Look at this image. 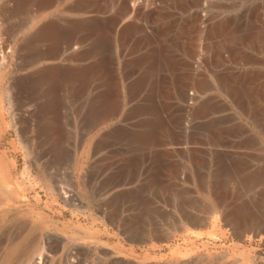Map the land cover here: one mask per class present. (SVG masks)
Returning a JSON list of instances; mask_svg holds the SVG:
<instances>
[{
  "label": "rangeland",
  "instance_id": "374dc122",
  "mask_svg": "<svg viewBox=\"0 0 264 264\" xmlns=\"http://www.w3.org/2000/svg\"><path fill=\"white\" fill-rule=\"evenodd\" d=\"M20 1L0 0V185L5 190L0 216L16 213L18 219L7 233L11 237L33 233L37 241L25 258L13 259L10 264H33L46 254V264H264V230L241 224L238 228L229 220L234 215L264 223V87L254 94L238 86L239 98L251 110L249 115L217 85H207L217 77L226 82L233 73L242 71L264 79V0H202L198 7L203 12L202 24L227 20L235 27L236 38L231 42L227 30L218 33L223 29H217L211 33L213 38L211 34L207 37L211 43L199 47L202 51L196 50L195 59L188 57L189 73L195 74H190L187 85L198 99L185 102L171 97V81L185 74L174 60L187 57L180 49H172L170 54L161 55L158 69L159 84L170 93L164 101L171 106L159 110L162 115H113L107 121L92 107L101 89L111 88L108 93L113 97L115 84L116 89L124 86L117 71H110L106 82L90 77V82L81 83L71 80L68 70L74 66L73 70L82 69L100 56V63L106 66V58L113 53L111 44L103 41L100 49L92 48L93 55L80 61L66 52L57 58H44L40 55L43 44H36L34 50L29 46V51L21 44L41 25L63 24L81 14L67 10L71 0H54L50 8L39 10L30 3L24 8ZM127 1L136 9L139 4L137 10L141 12L127 14L121 23L130 27L138 23L136 26H144V31L152 28V15L149 21L142 20L138 14L143 11L153 15L165 11L182 17L191 8L188 0ZM177 3L187 7H178ZM109 8L104 15L115 22L119 8ZM184 37L180 44H191L187 39L190 36ZM136 39L134 45L143 48ZM89 42L87 34L80 35L74 50L87 47ZM192 49L193 43L189 52ZM57 65L68 72L61 75L59 84L50 88L38 84V72ZM76 84L82 92L75 91ZM252 96L263 102L258 105ZM251 100L257 104L253 106ZM202 101H210L208 112L198 109ZM148 117L163 132L158 129L159 136L150 145L136 140L133 132H142L149 124ZM108 131L112 137L109 142L95 146ZM159 141L163 144H157ZM138 144L148 147L143 149ZM213 184L218 186L216 197L207 192ZM8 234L0 233V262L13 240L4 241Z\"/></svg>",
  "mask_w": 264,
  "mask_h": 264
},
{
  "label": "bare ground",
  "instance_id": "6f19581e",
  "mask_svg": "<svg viewBox=\"0 0 264 264\" xmlns=\"http://www.w3.org/2000/svg\"><path fill=\"white\" fill-rule=\"evenodd\" d=\"M22 1H23V3H21V4L23 6L24 5L26 6L24 8H27L28 7V4L30 3L29 5L31 7H32L31 4H33L39 10V9H43V8H47V7L51 6V4H52V2L54 0H22ZM15 2H16V0H15ZM180 3H182V2H180ZM188 3L191 6V8L189 7L187 9V12H186L187 15L186 16H182V17L179 16V14H171V13H168V12H165V11L164 12H156L157 10L155 11L156 14H154V15L152 13H148V12H147L148 14H146L145 13L146 11H143L141 14H138V15H140V18L142 20L143 19L144 20L146 19V21L148 20L147 18L149 17V14L152 15L151 19H149V20H151L150 21L151 24L150 23L149 24L152 26V28L150 29L147 26H145L150 31H146L147 29L144 31L143 29H141V28H144V26L143 27L136 26V25H138V23L135 26L133 25L134 27H130V26L126 25V24L121 23L122 22V19L124 17H126L127 14H135L138 11L137 9L140 8L139 4L137 5L139 8L136 6L137 7V9H136L135 8V5L133 6L132 3L131 2H128L127 0H71L70 4L67 7V10L81 14L79 17H77L75 19L68 20V22L63 23V24H60V23H57L56 22V23H47V24L41 25L35 32H33V34H31L30 36H28L22 42L21 47L24 46V47L28 48L30 46V48L31 49L33 48V50H34V48H36V46H38L39 44H43L45 46L43 47V49L41 51L40 50L39 51H40V55H43L44 58H47V59L57 58L62 53H65L66 52V54L69 53V56H70L71 59H74L75 61L76 60L80 61V60L88 59L90 57V54L93 55V53L90 52L91 49L92 48L93 49H100V48H98L99 44L102 43L103 41H106V43L108 42V43L111 44V49L113 50V53L111 55V58L108 59V57L106 58L104 56V58H106V60L108 62V65L106 64L107 63L106 60H105V63H104L106 66H104V65H102L100 63V60H103L102 59L103 56L102 57L100 56L99 58H101V59L95 58L94 61H92V62L90 61L91 63L89 65L86 64L88 66H86L84 64L85 67L83 65L84 68L81 67L82 69H79V70L78 69L77 70L75 69V70H73L75 68V66H74L73 68H70L71 71L68 70V72H70L69 75H68V76H70L69 78H71V80H72V78L77 79L81 83L87 82L90 77H96V78H99V80L101 79L102 82H106L107 78L110 75V71H114V72L117 71L118 75H120V77H121L120 80H122V82H125L124 83V86H122L121 88H118L117 87V89H116V84H115L114 87H115L116 90L113 89L114 90L113 91L114 92L113 97L108 93V90L109 89H110V92H111V88H109L108 90L106 89L107 87H105V90L104 89L103 90L101 89V91H103L101 94L97 92L100 95L97 98L96 102L94 101V105L92 107V109H94V112H96L99 115L98 117H100L101 115H104V119L106 121H107V119L109 120V118L111 116H113V115H136V116L137 115H143V116L144 115H159V114L162 115L161 111H159V110L163 109L164 107H166V105L169 104V103L166 104L165 103L166 101H164V100L167 99V98L169 99V94L170 93H171V97L172 98H174V99L177 98L178 100H182V101H185V102H189V100H196V99H198V95L196 94V92H192L191 90L189 91V88H190L189 87V84L187 85V81L189 80V78H191L190 77V74H192V73H189L191 63H190V61H188V57H189V60H191L193 57L195 59V56L194 55H196L195 54L196 50L199 47H201V49H202L203 44L204 45L205 44H209L208 42H210V41L207 42V40H209V38H207V37H209L210 34L213 31H215L217 29H219V30L220 29H223V30H220L218 33H220L221 31L227 30L226 31L227 33H225V34L229 35L227 37L231 38L230 39L231 42H233L235 40V38H236V35H235V27H233L230 24V22L227 21V20H222L221 19V20L217 21V23H215V22L214 23H211L210 22V24H204V25L202 24L203 22L201 21V18L203 17V15H202L203 12L201 13L200 10L198 9V7H200L202 5V0H188ZM16 4H18V2ZM184 4L183 5L181 4V5L182 6H185V8H186L187 6L184 5ZM112 5H114L117 8H119V10L117 11V14H116V18H115L116 21L115 22L114 21H110V17H107V16L104 15L106 13L107 9L109 7H111ZM180 6L178 4V7H180ZM31 7H30V9H31ZM16 8H17V6H16ZM164 8L165 7H162V9H164ZM109 9H111V8H109ZM22 10L25 11L24 9H22ZM20 11H21V9H20ZM138 12L140 13L141 11H138ZM110 14H112V13H110ZM136 19H135V21H136ZM231 22H233V21H231ZM144 25H146V24H144ZM84 34H87L88 37L90 38V42H89L90 44H88L87 47L84 46L82 48H79L77 50H74V48H75L74 47L75 42L80 38V35H84ZM184 35H185V37L189 35L190 37L189 38L186 37V38L187 39H190L189 42H191V44L193 43V49L190 52H189L190 46H191L190 43H188L190 45H188V44L186 45L185 43H183V45L180 44V41L183 42L182 40H180L181 39V36H184ZM213 35L214 34H211V37ZM136 38L139 41L142 42L143 48H138L139 46L136 47V44L137 43L134 45V43H135L134 40ZM100 39H101V41H100ZM225 39H227V38H225ZM185 41H187V40H185ZM213 42H214V40H213ZM226 44H225V46H226ZM33 45L34 46L36 45V46L33 47ZM237 45H238V43H237ZM239 45H240V43H239ZM39 46H41V45H39ZM211 46L212 45L208 46V48L211 47ZM234 47H235V45L232 48H234ZM103 48H105V47H103ZM236 48H238V47H236ZM172 49H180V53L187 55V57L185 56L182 59L181 58H176L174 60V63L177 66H181L180 69L184 68L185 74H181L180 73V76L181 77H176V80H174L173 82L171 81V88H172V90H173L174 93L172 94V92L169 91L170 93L168 94V93H166L167 91L165 92V90L164 91L162 90V83L159 84V78L158 77L160 75H159V72L158 71H160V70H158V69L161 67L160 64H159V61L161 59V55L164 56V55L170 54V52L172 51ZM229 49H230V46H229ZM229 49H228V51H229ZM28 50L30 51L29 48H28ZM208 50L209 49H207V51ZM101 51H102V49L100 51H97V52L100 54ZM207 51H206V53H207ZM104 52H106V51H104ZM197 52L199 53V51H197ZM38 53H36V55ZM26 54H28V53H26ZM130 55H132V56H130ZM174 55H173L174 57H177L176 54H174ZM217 56H219V55H217ZM231 57H232V55H231ZM3 58H5V57H3ZM217 58H219V57H217ZM217 58H215L216 59V62L218 60ZM170 62L171 61H169V63ZM214 62H215V60H214ZM225 62H226V60H225ZM171 63H173V62H171ZM217 63H221V61L219 60ZM111 66H113V70H112V67ZM170 66H172V64ZM187 67H188V69H187ZM216 67L217 66H215L214 68H216ZM170 68H168V69H170ZM175 68H177V67H175ZM42 70L40 72H38L37 76H35V79L38 80V84H39V82L42 85H44V83H45L48 88H50L49 86H51L53 84H57L58 81L61 79V75L62 74H66V72H67V71L64 72V70H61L60 68H58V65L57 66H50V67L45 68L43 71ZM191 70H193V69H191ZM169 71L170 70H168V72ZM68 72H67V74H68ZM179 72H177V74ZM220 72H222V71H220ZM162 73H163V71H162ZM170 74H171V71H170ZM194 74H195V72L192 75H194ZM212 74H214V73L212 72ZM216 74H218V72ZM175 75H176V73H175ZM220 75L222 76V73H220ZM225 75L227 77V74H225ZM254 75L252 74L251 71H242L238 75H236V74L234 75V73H233V75L230 76L228 78L229 80L226 81V82L223 81L222 79H220L219 77H217L218 79L217 78H214L213 79V82H209L208 81L207 85L208 86L209 85H211V86L212 85L213 86L214 85H217L219 88L222 89V91H224L227 94V96L229 98L232 99V101L237 106H239L241 108V110H243L244 112H245V110L249 111L248 114L250 115L251 110L244 107V105L246 104V102L245 103L242 102V100L239 98L238 86H241L243 88L246 87L249 93L257 94L258 93V90L259 89H262L264 87V79L261 78V77H257V74H256V77ZM113 76L115 77V74ZM215 76H217V75H215ZM215 76H213V77H215ZM173 77H175V76H173ZM172 79H174V78H172ZM90 80L88 82H90ZM111 80L114 82V79H111ZM111 80L109 79V81H111ZM62 81L64 82V81H66V79L65 80L63 79ZM167 81H169V80H167ZM34 83H35V81H33L32 84H34ZM87 85H85V87ZM111 85L109 86L108 84H106V86H109V87H113L114 84H111ZM39 86H41V85H39ZM78 86L76 84V87H74V88L76 89ZM205 86H206V84H205ZM54 87H55V85H54ZM54 87H52V89H54ZM56 87H58V86H56ZM70 87H71V84H70ZM82 87H84V85ZM92 87H94V86H92ZM201 88L204 89V87H201ZM77 89L75 90L77 93L79 91H81L79 89H78L79 90L78 91ZM95 89H97V88H95ZM165 89H167V87ZM6 90H8V89H6ZM44 90L46 92V90L49 91L51 89H44ZM63 90H64V88H63ZM85 90H87V88L84 89V91ZM91 90H93V89H91ZM262 91H263V89H262ZM50 93H52V91H50ZM262 93H264V91ZM47 94H49V93H47ZM240 94L242 95V92ZM94 96H97V95H94ZM253 96L251 98H254L255 99V97H253ZM91 99L92 98H90L89 101H91ZM209 99H210V97H209ZM258 99H257V103H258ZM260 99L262 100V98H260ZM207 100H208V98H207ZM206 102L205 101L200 102L202 104H201V106L198 109H200L201 111H207V110H209V108H210V106H209L210 101L209 102L206 101ZM261 102H263V101H261ZM261 102H259V103H261ZM54 103H56V102H54ZM156 103H159V104H156ZM212 103H214V101ZM251 103H253V101ZM259 103H258V105H260ZM254 104H255V101L253 103V106H254ZM213 105H212V107H213ZM195 106H196V110H198L197 109V106H199V104L198 105H195ZM217 107H219V106H217ZM250 107H252V106H250ZM254 108H257V107H254ZM259 108H257V110H259ZM49 109H51V107ZM183 109L185 110V108H183ZM168 110L169 109L167 108V109L163 110V112H166ZM189 110H191V109H189ZM215 111H216V109L213 111V113H215ZM49 112H50V110H49ZM85 112H86V110H85ZM177 112H179V111L177 110ZM217 112H218V110H217ZM175 113H176V111H175ZM196 113H199V111L196 112ZM85 114L86 113H84V115ZM97 114H96V116H97ZM167 114H168V112H167ZM180 114H179V116H180ZM203 114H205V113H203ZM128 118H126V119H128ZM89 119L90 118H88L87 120H89ZM95 119H96V117H95ZM157 119L158 118H156V120ZM99 120L100 119H98V121ZM138 120H140V119H138ZM146 120H147V118H146ZM150 120H152L151 117H150ZM93 121L96 124L97 121L94 120V118H93ZM126 121H128V120H126ZM147 121H149V117H148V120ZM135 124H137V123H135ZM138 125H139V123H138ZM159 126L160 125L156 121H153L152 123H150V121H149V124H147V127H145V129L142 132L138 133L139 131L138 132L133 131L135 133V136L137 137L136 140L138 139L139 141H141L142 143H146L147 145L148 144L150 145V143L153 142V141L155 142V139L159 136V135L157 136V132H158ZM124 130H125V128H124ZM126 130H130L129 127ZM123 131H121V132H123ZM131 131H132V129L129 132L131 133ZM161 131L162 130L159 129V132H161ZM173 132H176V131H173ZM107 133L108 134H103V135L100 136L99 139H97V141L95 143V146H99V144H101L103 142H106V141L109 142L108 139H110L112 137L109 136V134H110L109 131ZM130 133H127L128 135L126 133H124V134H126L127 136H129ZM136 133H138V134H136ZM161 133H163V132H161ZM179 133H180V131H179ZM162 135H161V137H162ZM121 136H122V134H121ZM131 136H132V134H131ZM135 136L133 138H135ZM173 138H174V136H173ZM178 139H180V137ZM172 141H174V140H172ZM182 141L183 140H181L180 142H182ZM163 142H165V141H163ZM167 142L170 143L169 141H167ZM142 143H139V144H142ZM174 143H176V142L174 141ZM157 144H159V145L161 144L162 145L163 143H162V141H159ZM179 144H181V143H179ZM142 146H144V145H142ZM142 146H140V147L142 148ZM153 146L156 147V145H153ZM147 147L144 146L143 149H145ZM256 176H257V174H256ZM217 187L218 186L216 185V187H215L214 184L213 185H209L208 186V189H207V192L211 196H215L216 197L217 196L216 193L218 192V191H216L217 190L216 189ZM4 191L5 190H3L2 185H0V208L3 207V203H4V198H3ZM8 217H9V219H8ZM8 217H5L4 215H1L0 216V233L8 234L6 230H8L9 226L11 224L15 223L16 220L18 219V215L16 213H13L12 215H9ZM254 219L255 220H253V219L243 220L242 218H239L237 216L232 215V216H230V219L229 220L232 221V223L234 224L235 227L238 226V228H241L243 225H245L247 227H249V226L256 227L260 231L261 230H264V223L262 221L256 220V218H254ZM198 221H200V220H198ZM17 230H15V232ZM7 236H6V239H4V241L8 242V241H10L9 239H11V238L13 240L11 239L12 242H9V246H7L6 252L4 253L3 261L0 262V264H10V261L13 260V259L19 261L22 258H25L26 255L30 252V250H32V246L34 244H36V241H37L36 236L33 233H28L27 234V232H23L21 234H18L17 236L13 235L15 237H11L10 234H8ZM4 238H5V236H4ZM44 247H41V248H44ZM39 250H41V249H39ZM40 255L42 256V254H40ZM48 258H49V254H46V255H44L42 257H39L38 261L34 262L33 264H46L48 262Z\"/></svg>",
  "mask_w": 264,
  "mask_h": 264
}]
</instances>
